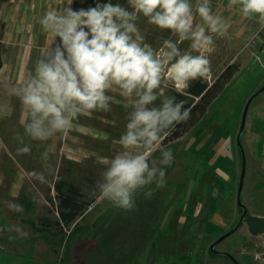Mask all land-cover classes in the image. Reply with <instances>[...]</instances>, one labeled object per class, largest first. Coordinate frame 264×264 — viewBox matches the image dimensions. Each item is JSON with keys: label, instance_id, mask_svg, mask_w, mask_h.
<instances>
[{"label": "rangeland", "instance_id": "374dc122", "mask_svg": "<svg viewBox=\"0 0 264 264\" xmlns=\"http://www.w3.org/2000/svg\"><path fill=\"white\" fill-rule=\"evenodd\" d=\"M230 29L225 37L206 30V35L213 37L214 50L202 49L203 54H197L205 55L211 61V76L203 81L212 84L229 63L242 69L243 82L232 87L229 98L220 108L210 110V105L207 107L209 113L204 117L205 124L198 131L191 130L178 139L163 142L164 150H170L173 155L170 165H158L160 152L154 154L157 166L166 171V183L161 188H156L155 184L147 186L137 193L135 201L139 203L143 192L150 189L153 195L149 199L155 202L158 215L153 212L149 215L153 213L155 220L162 216L153 245L144 249L134 264H234L228 257L214 253L210 244L233 228L241 213L236 200L241 172L236 137L248 99L264 85V47L261 50L257 46L252 48L262 41L259 35L253 34L251 38L249 34L243 35L244 39L249 36L242 42L246 46L240 44L239 55L234 57L239 38L233 40L236 36ZM162 45H156L155 49ZM178 48L181 54L186 52V46ZM174 92L177 91L169 84L165 94L173 95ZM177 93L184 94V90ZM109 95L118 101L111 104V111L100 114L99 118H89V123L86 121L88 137L71 131L68 134L71 140L64 137L56 141L55 153L49 154L47 165L38 149H32L35 153L31 155L15 158L26 169L19 172L20 188L11 187L9 194L0 197V215H10L7 225L0 219V241L2 237L7 238L0 246L9 244L6 250L0 251V264H82L78 249L88 248L83 243L92 241L94 227L103 221L106 209L114 207L111 202L99 198L97 183L106 167L105 158L110 159L121 151L118 140L125 131L127 114L131 111L118 91ZM190 99L199 101L200 98ZM159 103L160 99L156 105ZM196 115L202 119L198 112ZM240 142L245 154L241 202L248 214L264 217V90L248 107ZM24 144L29 143L25 141ZM33 171L43 173L44 182L28 175ZM61 177L78 185L91 204L87 214L79 215L73 225L56 227L57 211L50 199L55 194L54 182ZM9 203L19 204L24 209L12 211ZM29 205L30 209H26ZM201 211L203 214L199 215ZM129 214L124 213L122 218ZM172 216L173 220L169 222ZM186 225L191 226L187 235L193 239L191 242L185 235ZM13 226H20L27 235L10 230ZM214 250L228 252L242 264H264V239L248 232L245 225L220 241ZM84 251L81 248V253ZM89 253L82 254L84 259Z\"/></svg>", "mask_w": 264, "mask_h": 264}, {"label": "clouds", "instance_id": "9594fccd", "mask_svg": "<svg viewBox=\"0 0 264 264\" xmlns=\"http://www.w3.org/2000/svg\"><path fill=\"white\" fill-rule=\"evenodd\" d=\"M129 7L113 0H94V6L73 9L55 7L45 11L39 20L44 33L51 39L42 57L37 58L28 78L17 85L0 80L8 95L18 98L25 109L24 134L33 141L45 142L59 135L67 136L79 128L81 116L93 112L111 111L117 102L110 92L128 102L125 131L119 137L121 151L110 159L97 183L99 198L114 207L132 211L135 197L147 186L161 188L166 183L164 167L153 159L160 152L158 165L173 162L170 150L163 142L176 125L191 118V108L174 95H166L171 84L177 92L190 87V82L211 76L210 59L205 55L181 54L177 43L191 40V49L214 50L213 37L197 25L193 30L194 14L189 0H126ZM239 3L245 18L258 15L264 23V0H229ZM196 14L209 32L225 37L230 25L213 15L210 0H198ZM141 17L161 31L178 36L173 43L163 41L159 49L145 42L136 21ZM162 98V99H161ZM160 99L159 105L156 101ZM151 105V107H150ZM18 154H30L31 145L18 137ZM47 165L48 151L41 153ZM44 182L43 173H28ZM151 198L149 189L143 192ZM9 208L22 212L19 204ZM23 232L20 226L12 229Z\"/></svg>", "mask_w": 264, "mask_h": 264}, {"label": "crops", "instance_id": "0c3cea01", "mask_svg": "<svg viewBox=\"0 0 264 264\" xmlns=\"http://www.w3.org/2000/svg\"><path fill=\"white\" fill-rule=\"evenodd\" d=\"M113 2H120L125 7H129L126 0H113ZM189 2L192 5L194 14L193 30H195L197 25H200L206 31L207 25L196 14L198 0H189ZM68 6L73 9L88 8L89 6H94V0H0V80L8 83L10 87L11 85L19 86V83L24 82L28 78L34 68L35 61L37 58L43 56L48 42L51 39L47 33L42 31L39 25L40 18L50 8L63 9ZM210 7L213 15L222 17L230 25L232 34L236 36L233 40L239 38L237 42L239 44L237 47L239 48L235 52L234 57L239 55V49L244 45L242 43L244 42L243 40L248 39L249 36L251 38L253 34L259 35L262 41L252 45V48L255 49L257 46L258 50H261L264 47V25L259 20L258 15L245 18L240 11V4L230 5L229 0H210ZM129 10L131 11L132 9L129 7ZM136 23L141 35L145 37V42L150 44L154 49L156 45L163 44L165 39H169L173 43H176L179 39L173 33L161 31L155 26L148 24L147 20L143 17L137 20ZM246 30H248V33H246ZM248 34L249 36L247 38L244 39L242 37ZM240 39L241 42L239 43ZM191 43L192 41L190 39L185 40L177 43V47L184 45L186 46V52L193 53V55L195 53L196 55L198 53L200 54V52L202 53V49L193 51L191 49ZM188 49H191V52ZM103 113V111H96L90 116H81L79 119L81 127L74 128L72 130L73 133L88 137V134L86 135L85 132H87V122L91 120L89 118H99L100 114ZM24 122L25 109L17 97L8 95V88L4 86L3 82H0V197H3L5 193L9 194L11 187L20 188L21 186L22 179L19 172L25 171L26 168L16 162L19 156L22 157L17 152V148L20 146L18 144V137H22L24 142L27 141L31 145L30 154L24 155H31L35 153L32 149H38V151H41L39 152V156L46 150L50 155L55 153L56 141L64 137L67 139L70 138L71 140V136L69 135L63 136L58 134L49 141H33L24 134ZM91 133L95 134L94 132ZM74 138L77 139V135ZM9 218L10 215H0V219L4 220L6 225ZM58 220L59 217L57 215L55 225H57ZM6 242L7 238L2 237L0 244H5ZM8 245H1L0 251L6 250ZM87 245H89L86 249L88 251L91 248H95L90 243ZM88 261L91 264L90 260ZM97 263L101 264V262Z\"/></svg>", "mask_w": 264, "mask_h": 264}, {"label": "trees", "instance_id": "16d2710c", "mask_svg": "<svg viewBox=\"0 0 264 264\" xmlns=\"http://www.w3.org/2000/svg\"><path fill=\"white\" fill-rule=\"evenodd\" d=\"M242 82V71L234 65H228L212 84L204 82L203 79H197L190 82V87L184 90V94L174 92L173 95L178 101L186 100L184 107L191 108V118L186 122L177 124L176 130L164 141L178 139L191 130V132L198 131L205 124L206 118L204 117L209 113L206 112L207 107L210 105V110L220 108L229 98L232 87L234 85L239 86ZM190 97L200 99L193 101ZM195 112H198L202 119L198 118L197 115L194 116ZM238 153L241 158L240 151ZM53 187L55 194L50 201L55 206L59 217L57 225L54 226H71L78 217L87 214L86 210L89 209L91 201L86 200L79 186L73 181L61 177L54 182ZM135 203L136 207L134 210L128 211L130 212L128 217L125 215L122 218L124 213L128 214L122 209L116 207L106 209L103 221L100 222V225L93 226L94 231L91 233L92 241L90 244L96 249L91 248V253H89L85 247H81L85 251L81 253V248L77 251L79 256L77 257L82 261V264H89L88 260L91 264H99L97 262H101V264H134L135 258L137 263L138 256L144 252V249L148 250L153 245V238L158 230L157 226L162 215L157 216L155 220L153 213L158 215L155 202L152 203V200L145 198V196L141 197L139 203L136 201ZM26 209H30V205ZM150 212L153 213L149 215ZM199 213V215L203 214L202 211ZM151 217L154 219L152 220ZM172 218L173 216L170 217L169 222L173 220ZM153 222L156 223L155 226ZM191 225L194 226V223ZM205 226L203 223V227ZM185 230L187 236L188 232L191 231V226L186 225ZM187 240L191 242L193 239L187 236ZM87 244L89 243H83V246ZM84 253L86 255L89 253L85 259L82 255ZM80 255L83 256V259Z\"/></svg>", "mask_w": 264, "mask_h": 264}, {"label": "water", "instance_id": "95a60500", "mask_svg": "<svg viewBox=\"0 0 264 264\" xmlns=\"http://www.w3.org/2000/svg\"><path fill=\"white\" fill-rule=\"evenodd\" d=\"M263 90H264V85H263V87L261 89H259L257 92H255L248 99V101H247V103H246V105H245V107L243 109V112H242L241 124H240V128H239V132H238L237 137H236L237 144H238V147H239V150H240V153H241V172H240V176H239V182H238V188H237V194H236L237 205L241 209L240 217H239L237 223L235 224V226L232 229H230L228 232H226L224 235L220 236L216 241H214L212 244H210V249L214 253L230 256L232 258V260L234 261V264H240L235 259L234 256H232L231 254H229L227 252L216 251V250H214V247L220 241H222L224 238H226L227 236L232 234L239 227V225L242 222V220H244L246 222V224L248 226V230L250 231L251 234H253V235L262 234L263 238H264V217L248 214L247 213V208L241 202V192H242V188H243V180H244V175H245V154H244V150L242 148L241 142H240V136H241V133L243 132V129H244L245 117H246V113H247L248 107H249L251 101L258 94H260Z\"/></svg>", "mask_w": 264, "mask_h": 264}, {"label": "flooded vegetation", "instance_id": "af4514ba", "mask_svg": "<svg viewBox=\"0 0 264 264\" xmlns=\"http://www.w3.org/2000/svg\"><path fill=\"white\" fill-rule=\"evenodd\" d=\"M241 210V209H240ZM241 214V213H240ZM257 216V215H256ZM240 217V216H239ZM239 219V218H238ZM238 221V220H237ZM237 223V222H236ZM235 225V224H234ZM242 225H245V227H246V229L248 230V226H247V224H246V222L244 221V220H242V222L240 223V225H239V227H241ZM234 227V226H233ZM238 227V228H239ZM237 228V229H238ZM232 229V228H231ZM248 232H250L249 230H248ZM257 236V235H256ZM258 236H261L262 238H263V235L262 234H258ZM264 239V238H263ZM216 247V246H215ZM228 253V252H227ZM230 254V253H229ZM222 255V254H221ZM223 256H225V257H228L229 259H231V261L234 263V261L232 260V258L230 257V256H226V255H223ZM233 256V255H232ZM235 257V256H234ZM235 259L240 263V264H242L241 262H240V260L238 259V258H236L235 257Z\"/></svg>", "mask_w": 264, "mask_h": 264}, {"label": "built area", "instance_id": "2783aa9c", "mask_svg": "<svg viewBox=\"0 0 264 264\" xmlns=\"http://www.w3.org/2000/svg\"><path fill=\"white\" fill-rule=\"evenodd\" d=\"M240 7H241V5H240ZM263 25H264V23H262Z\"/></svg>", "mask_w": 264, "mask_h": 264}]
</instances>
